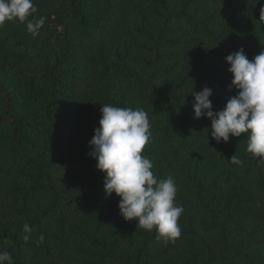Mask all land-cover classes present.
Listing matches in <instances>:
<instances>
[{
    "label": "trees",
    "instance_id": "1",
    "mask_svg": "<svg viewBox=\"0 0 264 264\" xmlns=\"http://www.w3.org/2000/svg\"><path fill=\"white\" fill-rule=\"evenodd\" d=\"M33 3L28 19L45 18L38 35L26 22L0 26V251L13 264H264V165L246 134L216 143L191 94L210 88L214 112L237 94L225 57L264 48V0ZM37 40L56 48L40 63ZM97 87L101 105L148 113L142 155L174 178L183 207L174 243L125 221L115 193L105 198L88 155L98 126L81 130Z\"/></svg>",
    "mask_w": 264,
    "mask_h": 264
},
{
    "label": "clouds",
    "instance_id": "2",
    "mask_svg": "<svg viewBox=\"0 0 264 264\" xmlns=\"http://www.w3.org/2000/svg\"><path fill=\"white\" fill-rule=\"evenodd\" d=\"M33 0H0V26L6 21L26 22L32 36L39 33L45 18L28 19L37 13ZM232 74L231 86L237 94L230 97L224 108L213 111L209 97L212 90L204 87L191 91L193 118L210 120L211 138L216 143L229 141L230 136L246 134V152L264 165V48L249 60L243 48L225 57ZM148 113L143 109L115 107L105 104L100 108L98 127L88 142V155L96 161L102 178L105 198L113 193L119 197V215L125 221H136V227L149 232L155 230L156 239L164 245L175 242L181 235L178 220L183 207L175 203L177 186L172 176L160 179L154 175L153 161L142 155L151 137ZM229 163L240 165L234 154ZM23 239L29 240L30 225L25 222ZM41 234L36 243L43 242ZM0 264H13L8 251H0Z\"/></svg>",
    "mask_w": 264,
    "mask_h": 264
},
{
    "label": "rangeland",
    "instance_id": "3",
    "mask_svg": "<svg viewBox=\"0 0 264 264\" xmlns=\"http://www.w3.org/2000/svg\"><path fill=\"white\" fill-rule=\"evenodd\" d=\"M119 2L121 3L122 0H119ZM12 23L13 24L11 26H13L15 23L20 24V25L22 24L16 20H13ZM30 48L33 49V51L38 55L37 61H36L38 63L46 61L48 59V57L51 58V55L53 54V52L55 53V51H56V48L54 45L50 44V47L47 48V43L44 44L42 42V40H37L35 45H32ZM49 51H50V54H48ZM103 91H105L103 89V87H97L96 89H94L93 91H91L87 94V97L90 98L89 99V109L84 115L85 120L81 126V130L83 132H88V129L92 126L93 127H95V125L98 126V121L100 119L99 111H100V108L103 106L99 103V101H100L99 96H101L100 94L103 93ZM28 109L35 110V107H28ZM40 136L41 135H39L38 137H40ZM87 140H88V137H82L81 139H79V141L77 142V144L75 146V154L80 153L84 149H87V147L84 146ZM78 158L79 157H77V159H76V163H77Z\"/></svg>",
    "mask_w": 264,
    "mask_h": 264
}]
</instances>
